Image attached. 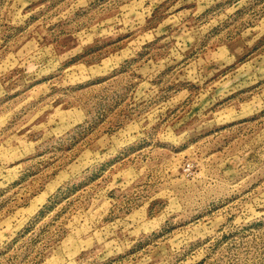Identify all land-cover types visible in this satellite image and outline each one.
<instances>
[{"label": "rangeland", "instance_id": "374dc122", "mask_svg": "<svg viewBox=\"0 0 264 264\" xmlns=\"http://www.w3.org/2000/svg\"><path fill=\"white\" fill-rule=\"evenodd\" d=\"M0 264H264V0H0Z\"/></svg>", "mask_w": 264, "mask_h": 264}]
</instances>
